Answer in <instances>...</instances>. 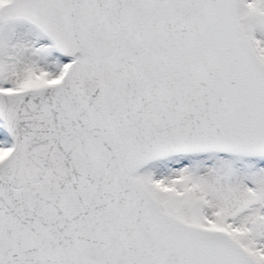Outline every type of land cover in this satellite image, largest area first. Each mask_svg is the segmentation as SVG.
Returning a JSON list of instances; mask_svg holds the SVG:
<instances>
[{"label":"snow or ice","instance_id":"obj_1","mask_svg":"<svg viewBox=\"0 0 264 264\" xmlns=\"http://www.w3.org/2000/svg\"><path fill=\"white\" fill-rule=\"evenodd\" d=\"M0 264H264V0H0Z\"/></svg>","mask_w":264,"mask_h":264}]
</instances>
